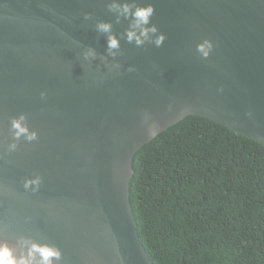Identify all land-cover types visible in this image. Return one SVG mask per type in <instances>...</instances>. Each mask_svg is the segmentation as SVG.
Instances as JSON below:
<instances>
[{"label":"water","instance_id":"1","mask_svg":"<svg viewBox=\"0 0 264 264\" xmlns=\"http://www.w3.org/2000/svg\"><path fill=\"white\" fill-rule=\"evenodd\" d=\"M113 3L151 5L157 31L130 42ZM189 116L264 145V0H0V242L55 247L54 264H154L133 160Z\"/></svg>","mask_w":264,"mask_h":264},{"label":"trees","instance_id":"2","mask_svg":"<svg viewBox=\"0 0 264 264\" xmlns=\"http://www.w3.org/2000/svg\"><path fill=\"white\" fill-rule=\"evenodd\" d=\"M133 171L154 264H264V145L189 116L142 147Z\"/></svg>","mask_w":264,"mask_h":264},{"label":"clouds","instance_id":"3","mask_svg":"<svg viewBox=\"0 0 264 264\" xmlns=\"http://www.w3.org/2000/svg\"><path fill=\"white\" fill-rule=\"evenodd\" d=\"M134 9V10H133ZM110 10L117 12L120 16L131 20L130 30L127 31V39L135 41L139 46L144 43L145 40L149 38V32L155 33L157 30L155 27L149 29L146 26L150 23L151 17L154 14V8L149 5L147 7H138L130 4H117L113 3L110 5ZM98 31L108 33L111 31V25L108 23H101L97 25ZM164 36H159L155 43L160 46L163 43ZM211 45L205 43L199 47V51L206 57L208 55V50ZM108 48L110 54H115L112 52L114 49L119 48V42L114 36H109L108 38ZM43 95V94H42ZM24 117L21 116L19 119L12 121V127L14 130V135L17 139L21 136L25 137L29 142L37 138L36 133H30L28 128L23 124ZM16 145H10L11 150H15ZM40 180H31L25 182V189L32 188L33 191L38 190ZM20 248L9 245L7 242H0V264H54V260H59L61 257L60 251L49 245H39L32 243L27 240H21L19 242Z\"/></svg>","mask_w":264,"mask_h":264}]
</instances>
